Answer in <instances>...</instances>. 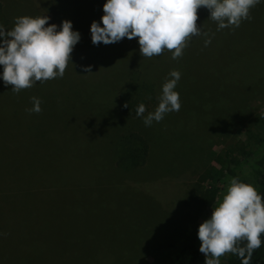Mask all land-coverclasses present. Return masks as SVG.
<instances>
[{"label":"rangeland","instance_id":"obj_1","mask_svg":"<svg viewBox=\"0 0 264 264\" xmlns=\"http://www.w3.org/2000/svg\"><path fill=\"white\" fill-rule=\"evenodd\" d=\"M105 2L0 0L5 31L17 16L47 15L58 26L71 20L81 34L62 78L18 93L0 80L4 234L20 215L15 206L28 199L22 193L33 189V235H0V264H175L187 232L213 210L198 211L189 200L199 174L217 165L214 158L225 147L247 140L249 121L264 135V3L251 9V20L219 31L209 10L198 8L197 26L211 42L192 37L173 60L170 51L144 58L137 38L93 45L90 25L100 21ZM142 67L158 83V97L168 73H181L175 89L180 110L147 127L119 104L128 73ZM194 85L203 91L191 93ZM34 96L39 113L26 111ZM131 132L150 147L139 168L117 164L125 149L120 139ZM6 158L17 161V169L3 168ZM258 162L264 167V156Z\"/></svg>","mask_w":264,"mask_h":264},{"label":"clouds","instance_id":"obj_2","mask_svg":"<svg viewBox=\"0 0 264 264\" xmlns=\"http://www.w3.org/2000/svg\"><path fill=\"white\" fill-rule=\"evenodd\" d=\"M264 0H106L100 21L90 25L93 45H105L137 38L140 54L144 58L171 52L172 59L182 56L192 37H211L203 27L197 26V9L209 10V19L217 24V31L239 27L243 20H251L250 11ZM50 17L23 15L14 18L13 27L7 31L0 25V80L11 85L12 92H20L35 84L62 78L71 62V53L81 39L73 30L71 20L58 26L49 24ZM91 73V66H81ZM161 86L158 105L146 113L143 103L136 115L144 125L163 120L167 113L179 111L181 102L176 85L181 78L172 70ZM29 113L41 111V101L31 97ZM124 107H128L126 103ZM251 184L232 177L226 192L213 207L211 216L197 230L199 252L204 254V264H220V257L233 254L241 264H251L256 249L264 245V198Z\"/></svg>","mask_w":264,"mask_h":264},{"label":"trees","instance_id":"obj_3","mask_svg":"<svg viewBox=\"0 0 264 264\" xmlns=\"http://www.w3.org/2000/svg\"><path fill=\"white\" fill-rule=\"evenodd\" d=\"M169 56H165V60L169 59ZM184 58L186 60L190 59L189 57ZM144 69L146 68L142 67L139 71L131 70L128 73L127 83L119 93L121 111L132 118H141L136 115V108L139 104L143 103L145 105L147 113L151 106H157L159 102L157 94L158 83L151 80ZM194 88L195 90L189 88L191 93L203 91L199 90L198 85H194ZM126 103L128 107H124ZM262 124L264 125V118L262 119ZM252 125L253 123L249 121L243 126L247 138L245 142L225 147L214 158V162L217 165L209 166L197 177L192 186L189 200L198 211L206 212L215 207L221 192L224 188H227L232 177H238L244 182L253 184L259 193L264 194V167L258 162L264 156V135L254 132ZM120 142L125 149L124 154L117 159L119 166L139 168L146 164L150 155V147L142 134L139 132L125 134L121 137ZM16 163L17 161L14 163V161L6 158L3 162V168L5 167L8 171L10 166L17 169ZM27 169L31 173L33 172V167H28ZM22 194L23 196L27 194L28 199L26 202L22 200L18 206H15L14 209L19 210L20 215H15L17 218L14 217L12 219L13 222L10 224L12 228L8 229L9 232H7L10 235L4 234L7 231L4 228L6 217L0 215V219L2 218L0 221V235H33V189H28ZM262 198H264V195H262ZM197 230L198 227H194L187 232L182 242V249L176 255L175 264H197L204 256V254L199 252L201 242L197 238ZM220 258L224 260L225 264H241L240 259L230 253ZM251 264H264V245L255 250L251 258Z\"/></svg>","mask_w":264,"mask_h":264}]
</instances>
